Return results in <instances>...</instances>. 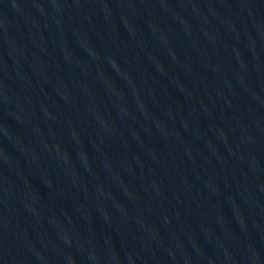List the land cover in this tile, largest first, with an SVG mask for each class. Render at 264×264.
Here are the masks:
<instances>
[{"label": "water", "instance_id": "water-1", "mask_svg": "<svg viewBox=\"0 0 264 264\" xmlns=\"http://www.w3.org/2000/svg\"><path fill=\"white\" fill-rule=\"evenodd\" d=\"M0 264H264V0H0Z\"/></svg>", "mask_w": 264, "mask_h": 264}]
</instances>
